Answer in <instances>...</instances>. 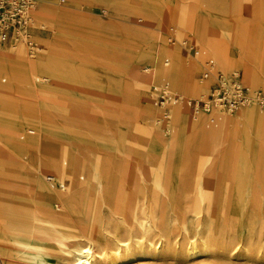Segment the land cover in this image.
<instances>
[{
  "label": "rangeland",
  "instance_id": "obj_1",
  "mask_svg": "<svg viewBox=\"0 0 264 264\" xmlns=\"http://www.w3.org/2000/svg\"><path fill=\"white\" fill-rule=\"evenodd\" d=\"M32 20L34 27L46 22L48 32L32 34L31 53L21 42H14L17 51L33 60L37 48H48L57 34L65 33L71 75L59 84L66 92L52 90L48 97L30 95L28 90L55 85L44 70L27 75L24 86L21 71L2 91L0 118L19 119L12 145L23 144L29 137L41 140L34 150L35 166L28 164V153H13L25 165L23 172L13 170L6 158L9 147L0 140V264H70L73 259L64 251L77 241L112 256L115 262L107 264H264V167L255 160L257 153L264 154V124L256 127L254 117L246 122L237 119L244 108L263 116L264 105L232 113L213 110L193 118L179 104L189 124L172 139L176 132L173 112V130L165 135L158 105L150 114L143 103L148 94L155 101L164 84L186 97L206 96L213 78H202L210 65L215 77L237 73L248 89L264 94V0H36ZM193 45L197 54L192 53ZM9 49L0 46L1 53ZM141 51L145 57L136 70L131 69ZM220 52L231 56L233 64H224ZM170 67L192 82L189 90L161 76L159 69ZM17 72L9 70L10 75ZM37 76L40 80H35ZM43 76L48 80L43 82ZM202 86H207L203 92L198 90ZM124 93L129 99L122 98ZM226 118L232 121L221 136L199 135V127L209 132ZM31 128L34 132L28 134ZM148 136L153 139L149 141ZM208 151L216 154L214 168L225 153L239 155L230 179L212 188L218 198L209 197L198 207L202 191L192 185L191 171L203 163L193 156ZM52 157L72 164L75 158L83 160L74 171L75 187L82 190L87 187L85 158L94 157L92 172L101 170L104 178L106 168H121L115 173V183L128 178L137 182L130 218L124 220L120 203L115 206L119 212L103 205L101 238L89 240L80 236L91 221L81 202L86 196L73 197L64 206L55 201L53 210L40 214L34 199L35 175L55 193L67 191L68 179L62 181L46 162L60 165ZM179 167L186 169L178 172ZM46 174L53 175V180H47ZM152 194L158 195L155 208ZM88 196L92 205L93 192ZM7 207L20 212L10 213ZM147 226H153L152 234ZM19 241L28 243L22 248ZM194 246L198 249L191 253ZM34 253L38 256L32 262Z\"/></svg>",
  "mask_w": 264,
  "mask_h": 264
},
{
  "label": "bare ground",
  "instance_id": "obj_2",
  "mask_svg": "<svg viewBox=\"0 0 264 264\" xmlns=\"http://www.w3.org/2000/svg\"><path fill=\"white\" fill-rule=\"evenodd\" d=\"M35 6H36V0H34L33 11L35 9ZM33 11H32V14H33ZM66 35L67 34H65V33L57 34L55 39L49 43L48 48L42 47L39 49V51L37 48V57L33 60H27L22 55L23 53L21 54V51H19V50L17 51V46L11 42V46L9 47L10 48L9 51H11V52L1 53V51H0V56H1L0 57V74L4 75L5 71H8L10 67L18 66V67H23V72L29 76L34 74V72L44 70V71L49 72V74L53 77L55 82H57V80H59V79L60 80L69 79L70 78L69 72L64 71L61 68V64L58 62V59L61 58L60 57L61 55L67 56L66 55L67 52H65L64 48H62V46H66V45H62V43H61L63 41V37H65ZM31 38H32L33 45H32V48H31L29 53H31L33 51L34 46H35L34 41H33V36H31ZM10 56L13 57V61L8 58ZM144 57L145 56H143L142 59ZM21 60H23L24 63L18 64V63H20ZM133 67H134V65L131 62L130 68H133ZM210 68H213V66L210 65L203 72L204 75H203L202 79H208L209 77H212L213 78V81L211 83L212 86H211V84H210V86L214 87V88H217L221 84H225L229 77L221 75L220 73H217L216 77H215L214 72L209 70ZM156 69L157 68L155 67V73L158 72V69L157 70ZM171 69H172V72H171ZM159 73L169 83H171L172 85H177L178 87H180L181 76H180L179 72L177 71L176 67H173V68L170 67L166 70L159 69ZM47 80H48V78L46 76H43L42 81L45 82ZM184 81L186 83V86L183 88H181V87L180 88L183 90H189V88L192 87V82H191V86L189 87L190 81L186 80L185 77H184ZM239 82H240V84L244 85L240 78H239ZM169 86L170 85H168V84H164L158 90V93L165 91L168 95L166 97V99L162 101L161 104H156L154 99L149 97V94L144 96L143 103L147 107L146 109L150 112V114H153V112L156 111V109H157L156 105H158V111H160V113H161V116H160V118H158V120H160L161 124H163V132H166L165 135L171 133L173 130V127L171 124V111L173 112L174 118L172 120V123L174 124V127H176V132L172 136V139L173 138L176 139L179 137V135L183 132V130L189 124L186 113L183 110H181L182 108H179V106H177V105H179L180 100L189 99L191 97H186V96L178 93L177 91L173 90ZM210 86H209V88H210ZM245 87L247 89L249 98L245 102L238 104L234 109L226 110V109H224L218 105H213L212 103H209L208 105H205L202 108H198L196 110L195 114L192 115V117L194 118L200 113H209L213 110H217V111H220L222 113L223 112L232 113V112L238 110L239 108L255 107L256 102L254 101L253 96L256 93H258L263 98L262 104L258 105V106H263L264 105V94H263V92L259 89H248L247 86H245ZM206 89H207V86L206 87H203V86L198 87V90H202V92H203V90L205 91ZM206 96L198 97V98H194V99L206 100ZM125 97H126V100L129 99V95L127 93L125 94ZM257 115L258 114L253 112V110H248V109L244 108L237 114V119L240 120V122H243V121L246 122L248 119L253 118V117L255 118ZM174 119H175V123H174ZM230 121H232V120H230L229 118H226L225 122L216 123L209 132H205L202 128L199 127V129H200L199 135L201 137L208 138V139H216L217 136H221L223 133L226 132V130H227L226 126ZM233 121H235V120L233 119ZM254 123H255L256 127L261 126V124H264V123H261L260 121L258 122L256 120H254ZM4 131H9V130H8V128L5 127ZM27 132L33 133L34 131L28 130ZM147 138L149 139V141H151L153 139L152 137H149V136ZM237 153L238 152L225 153L223 155V157L218 158L220 164H218V166L215 168L213 166V163L215 162V158H216L215 152L208 151L206 153H202V154L200 153V155H198V156L197 155L193 156L194 160L197 159V160H199V162L201 161L203 163L202 165H197V167H195V169L193 171H191V179H192L191 183H192V185L199 187V190L202 191L196 200L198 207L200 206V203L202 201H204V200L207 201L209 197H217L218 198V193L214 194L212 192V188H213V186H215L216 182L223 185L224 179H227V181L230 179L231 171H232V168L234 167V160L237 157V155H239ZM240 156H242V155H240ZM106 158L108 161L115 162L113 160V158H111V157H106ZM11 159H13V165H11V166L13 167V170L15 172L25 171V165L24 164H21L18 161H16L13 156H11ZM101 159H100V163H99V167H100L99 169L102 168ZM255 160L257 161V163H260L264 167V154L262 155L261 153H257L255 156ZM37 161H38L37 157H34V158L29 157L28 164L35 166L38 163ZM82 161H83L82 159H78V158L74 159L73 164L71 162H68L65 160H63L61 162L58 161V163H60V165L52 164L51 162L46 161L48 163V165L52 166L53 170L61 177L62 181L64 178L68 179L67 191L63 194H57L46 183H44L43 186L40 185L39 188H37L33 185V187H34V199H35V202L39 206V210H40L39 213L42 214V212L44 210H46V212L53 210V206H54L55 201L60 202L62 204V206H64L73 197H76V196L78 197L80 195L86 196L85 199H83L81 202H83L86 212H88L90 214L91 221L86 224L84 229L82 228L80 236L86 237L87 239L90 240V239H96L97 237H99L101 235V233H99V232H100V229L103 227V220H102V216H101V211H102L103 205L109 207V209L113 212H119L120 208L117 209L115 206L120 203V204H122L121 205L122 209H120V211L123 215L124 220L127 221L130 218V216H131V214L135 208L134 195H135V191H136L137 182L134 181L133 178H130V179L128 178L125 180V182H122V183L120 182L121 184L118 182L115 183V175H116L115 173L117 171H120L121 168H116V167H111L109 169L106 168L105 170L106 171L108 170L107 171L108 175L106 174L107 177H105V178H104V174H101V170L100 171L98 170L97 173H95V172L93 173L92 172V169H93L92 165L94 162V157L93 158H85V164L86 163L88 164V168L86 171L87 172L86 173L87 174V181H86L87 187L84 190H82L80 188V186L75 187L76 184H74V182H75L74 171L79 167V165H81ZM190 166H189V168H190ZM184 169H186V168L179 167L178 172L185 171ZM175 172H176V170H175ZM34 177L42 179L38 175H35ZM157 185H159V184H157ZM120 188H121V190H118ZM166 188H167L166 185H164L163 186L164 191L166 190ZM90 192L91 193L93 192V195H94L93 196L94 203L92 205L90 204V201H89L90 197L88 196V195H90ZM119 194H121L120 197L118 196ZM157 197H158L157 194H152V196H151V200H152L154 208L157 206V203H158ZM7 211L10 213H13V214L20 212V210L14 208V207L9 208ZM53 212H55V211H53ZM35 215H39V214H35ZM11 216H12V214H11ZM151 217H152L151 212L150 213L148 212V218L151 219ZM120 223H122V222H120ZM28 224H30V223H28ZM125 226H126V224H125ZM152 228H153V226H147L146 231H148L150 234H152L153 233ZM123 236H125V235H123ZM99 238H101V237H99ZM161 238H163V237H161ZM203 240H204V238H203ZM164 242H165V240H164ZM27 243H28V241L27 242L19 241V245L22 248H24ZM195 245H196V243H195ZM174 247H175V245H174ZM125 248H126V250L129 249L128 246H126ZM116 249H117L116 253H118V250L120 249V247L116 246ZM197 249H198L197 246H194V247H191L189 251L191 253H194V251H196ZM64 252L68 255L67 257H70L73 259V261L70 264H107V262H109V261H111L112 263L115 262V260H112V256H110L108 253L101 254V252L93 250L90 246L80 244L79 241H77L76 245L71 247L70 251L65 250ZM228 252H230V251L228 250ZM34 255L35 256H32V259H31L32 262H35L36 256H38L36 253H34Z\"/></svg>",
  "mask_w": 264,
  "mask_h": 264
},
{
  "label": "built area",
  "instance_id": "obj_3",
  "mask_svg": "<svg viewBox=\"0 0 264 264\" xmlns=\"http://www.w3.org/2000/svg\"><path fill=\"white\" fill-rule=\"evenodd\" d=\"M34 0H0V46H11V42H21L30 52L32 42V11ZM41 26V25H40ZM192 53L197 54V46H192ZM35 80H40L37 76ZM165 91L158 93L155 102L159 104L166 99ZM254 101L257 105L263 102L262 96L254 94ZM249 98L247 89L239 82L237 73L231 74L225 84L217 88L212 87L204 99H182L179 101L180 107L186 108L190 115L195 114L198 108H202L209 103L218 105L226 110L234 109L238 104L245 102ZM47 180H53V175L46 174ZM59 187H63L62 182H57Z\"/></svg>",
  "mask_w": 264,
  "mask_h": 264
},
{
  "label": "crops",
  "instance_id": "obj_4",
  "mask_svg": "<svg viewBox=\"0 0 264 264\" xmlns=\"http://www.w3.org/2000/svg\"><path fill=\"white\" fill-rule=\"evenodd\" d=\"M62 1L63 0H58L59 3H61ZM35 31H41L42 33H47L48 32V28H47L46 22L45 23H40L38 25V27H34L33 26L32 27V34ZM68 42H69V37H68V35H66L65 37H63V41L61 43H62V45H66ZM65 47L66 46H62V48H65ZM220 55H221V60H222V62L224 64H226V65L233 64L234 61H231V58H232L231 56L229 57L224 52H220ZM143 56H145V52L144 51H141L140 54L139 53H136L135 58H134V62H132L133 65H134V67L131 68V69L136 70L135 68H137V65L141 63V60H142V57ZM60 57L61 58L58 59V62L61 64V68L64 71L69 72V74L71 75V72H70V64H69L70 62L68 60V57L67 56H63V55H61ZM8 58L13 61V57L10 56ZM23 63H24V61L21 60L20 63H18V64H23ZM10 69H13V70L16 69V71H18V72L16 74H14V75L13 74L10 75L9 74V70ZM9 70L8 71H5L4 75H1L0 74V99L2 97H5L4 95H2L3 94L2 91H3V89H5V85L10 84V81L12 79L13 80H17V77H20V72L21 71L24 74V76L20 78L23 81V86L25 85L24 82L27 79L26 73L23 72V67L12 66V67L9 68ZM17 74H18V76H17ZM180 76H181V84H180V87L183 88V87L186 86V83L184 81V76L181 75V74H180ZM69 80L70 79H66V80L65 79H63V80H60L59 79V80H57V82H55V85L53 87L52 86L50 87L49 84H43L40 87H31L28 90H29L30 95L39 96V95L42 94V95H46V97H48V94L50 92H53L52 90H58L61 93L66 92L65 90H62L61 88H59L60 87L59 84L61 83V81H69ZM245 80H247V82H251V79L249 77H245ZM3 82H6V83L3 84ZM190 86H191V82H190L189 87ZM50 94H49V96H50ZM125 94L126 93H124L122 95V98L126 100ZM254 119L255 120L257 119L258 122L260 121L261 123H264V115L263 116H260L258 114ZM5 127L8 128L9 131H4V128ZM18 127H19V119L17 117L3 118V119L0 118V140H2L5 143H7L8 147H9V150L6 152V158H7V161H8V163L10 165H13V159H11V156H13V153H18V152L24 151V152L28 153V155H29L30 158H32V157L33 158L34 157H37L38 158V156L36 155V152L34 150L39 147L40 140H41L39 138V136L29 137V139H27V141H25L23 144L15 145L13 143V145H12L13 139L15 138L14 137L15 136V132H16V130H17ZM28 130L34 131L32 128L31 129H28ZM28 134H33V133H28ZM52 158L53 159H56L55 157H52ZM56 160L59 161V159H56ZM33 180H34L35 183H38L37 188H39L40 185H42V186L44 185V182L40 178H35L34 177ZM7 208H11V207H7Z\"/></svg>",
  "mask_w": 264,
  "mask_h": 264
}]
</instances>
